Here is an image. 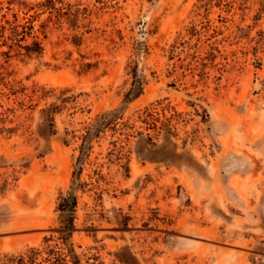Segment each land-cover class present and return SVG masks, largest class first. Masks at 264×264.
I'll list each match as a JSON object with an SVG mask.
<instances>
[{"label": "rangeland", "instance_id": "rangeland-1", "mask_svg": "<svg viewBox=\"0 0 264 264\" xmlns=\"http://www.w3.org/2000/svg\"><path fill=\"white\" fill-rule=\"evenodd\" d=\"M71 255L264 264V0H0V264Z\"/></svg>", "mask_w": 264, "mask_h": 264}, {"label": "trees", "instance_id": "trees-1", "mask_svg": "<svg viewBox=\"0 0 264 264\" xmlns=\"http://www.w3.org/2000/svg\"><path fill=\"white\" fill-rule=\"evenodd\" d=\"M140 88L128 92L127 95H131L132 97H135L139 94ZM92 135V128H89L86 130V134L82 135V139L84 142L88 140V138ZM73 175H75V172H73ZM76 206V197L69 193L68 195L61 198V201L58 204V209L62 212V223L60 230L66 231L67 234H70L71 231L74 229L73 225V219H74V210ZM69 252H72V249L69 250ZM49 255L52 254L54 261H63L64 259L61 258V255L57 253V255H54L52 251H49ZM56 254V253H55ZM73 259V264H80L79 261L76 259L75 255H71ZM66 263V262H65ZM54 264V263H53Z\"/></svg>", "mask_w": 264, "mask_h": 264}]
</instances>
